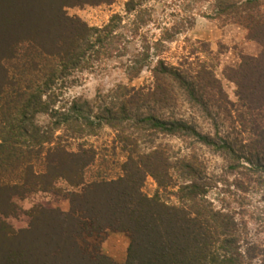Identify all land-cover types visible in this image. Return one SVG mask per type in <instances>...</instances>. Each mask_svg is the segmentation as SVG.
Segmentation results:
<instances>
[{
    "label": "rangeland",
    "instance_id": "rangeland-1",
    "mask_svg": "<svg viewBox=\"0 0 264 264\" xmlns=\"http://www.w3.org/2000/svg\"><path fill=\"white\" fill-rule=\"evenodd\" d=\"M218 1L101 0L64 6L63 13L68 18L93 30L110 22L114 26L107 39L95 43L99 53L88 66L69 75L63 86L57 84L43 91V100L56 106L77 98L92 103L97 95H107L117 85L152 89V69L159 60L192 74L210 69L229 102L227 112L207 103L210 116H206L178 95L173 106L158 113L180 118L214 138H237L247 153L245 146H252L253 140L263 134L264 98L255 91L258 87L254 92L250 90L238 70L243 59L258 58L263 47L243 25L219 17ZM261 1L264 12V0ZM34 5V0H0V109L6 110L19 99L18 94L41 88L37 66L42 61L40 49L31 41L21 40V16H30ZM32 30V26L27 29ZM90 35L94 40L104 33L91 31ZM259 69L264 72L263 65ZM235 78H240L242 90L248 95L246 100L238 96ZM34 121L43 126L49 118L45 113H36ZM55 135H59L57 141L66 147L68 155L57 151L59 155L52 152L48 156L61 158L60 166L44 162L41 155L46 154L35 155L36 150L18 161L0 158V264H103L101 257L114 264L146 260L147 219L142 224L136 215L128 218L124 211L120 215L114 205L128 184L124 181L127 153L116 133L103 128L82 136L62 131ZM158 145L180 159L193 154L197 171L210 178L205 200L213 207L243 210L252 239L264 240V172L260 175L262 182L253 181L257 178L253 174L252 183L245 185L243 179L240 189L233 179L241 176L227 170L231 160L189 138H148L140 133L135 149L146 153L148 147ZM18 148L25 152L26 147ZM81 150H90L94 157L78 181L74 169L88 160ZM28 163L34 168L30 170ZM181 172L174 168L171 185L163 189L145 175L140 190L145 196L158 197L166 206H180L178 190L184 181ZM60 173L68 175L70 181ZM133 181L140 183L137 176ZM256 262L254 259L252 264Z\"/></svg>",
    "mask_w": 264,
    "mask_h": 264
},
{
    "label": "trees",
    "instance_id": "trees-1",
    "mask_svg": "<svg viewBox=\"0 0 264 264\" xmlns=\"http://www.w3.org/2000/svg\"><path fill=\"white\" fill-rule=\"evenodd\" d=\"M100 1L34 0V10L30 16H21V40L35 43L42 55L39 57L42 61L37 65L41 73V88L38 86L34 93L28 91L18 94L19 99L6 110L0 109V158L6 162L18 161L36 150L35 155L46 154L41 155L44 162H56L59 165L61 158L49 159L48 153L59 155L57 151H60L68 155V152L57 141L60 137L55 133L62 131L82 136L108 128L116 133L117 139L123 144V151L127 153L124 181L128 184L117 196L115 208L121 212L120 215L126 212L128 218L136 215L139 223L145 224L147 219V255L143 258L146 260H130L127 264H252L254 259L257 260L256 264H264V240L252 239L244 211L213 207L211 202L205 200L210 178L197 171V160L193 154L180 159L172 155L167 147L160 145L148 147L146 153L135 149L140 133L148 138L157 135L189 138L231 160L227 166L228 172L241 176V179H233L236 188L243 187V179L245 185L252 183L253 174H257L258 178L253 181L262 182L260 175L264 172V142L261 140H264V130L259 138L253 140L252 146H245V153L244 145L237 138H214L200 133L193 124L180 118L158 113V110L173 106L178 95H182L192 106L200 108L206 116H210L207 103L225 112V93L212 70L202 69L192 74L159 60L152 69V89L117 85L109 94L97 95L92 103L77 98L56 106L43 100V91L57 84L63 86L69 75L88 66L89 60L99 53L94 47L95 43L107 39L114 26L110 22L100 30H93L79 20L68 18L63 13V7L72 3ZM218 3L219 17H228L243 25L249 36L263 47L258 58H245L249 62L243 59V66L238 71H241V79L244 77L248 82L246 84L250 90L254 92L255 87H258L255 91L264 98V72L259 69L264 66L262 1L220 0ZM31 26L33 30L28 32ZM91 31H102L104 36L92 40ZM239 79L235 78L239 87L238 96L246 100L248 95L242 90ZM36 113L47 114L49 121L43 126L38 125L34 121ZM18 147H26L27 150L25 148V152H22ZM90 152L81 150L88 160L74 169V177H78V181H81L83 169L94 157L93 152L92 155L88 154ZM241 159L247 164L241 163ZM28 167L30 170L34 168L33 164ZM174 168L182 171L180 176L184 180L178 190L180 206H166L158 197H148L141 192L145 175L151 176L161 189L170 186ZM58 175L70 181L68 175ZM136 176L140 183L133 181ZM99 260L103 264H114L107 257Z\"/></svg>",
    "mask_w": 264,
    "mask_h": 264
}]
</instances>
